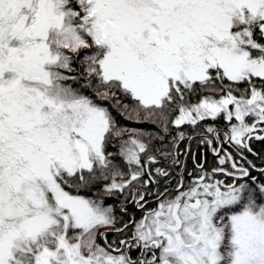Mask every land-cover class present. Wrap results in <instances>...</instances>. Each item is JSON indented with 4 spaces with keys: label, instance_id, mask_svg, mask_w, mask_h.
Returning <instances> with one entry per match:
<instances>
[{
    "label": "snow or ice",
    "instance_id": "snow-or-ice-1",
    "mask_svg": "<svg viewBox=\"0 0 264 264\" xmlns=\"http://www.w3.org/2000/svg\"><path fill=\"white\" fill-rule=\"evenodd\" d=\"M0 264H264V0H0Z\"/></svg>",
    "mask_w": 264,
    "mask_h": 264
},
{
    "label": "trees",
    "instance_id": "trees-1",
    "mask_svg": "<svg viewBox=\"0 0 264 264\" xmlns=\"http://www.w3.org/2000/svg\"><path fill=\"white\" fill-rule=\"evenodd\" d=\"M207 123H211L212 121H206ZM222 123V122H221ZM182 127H185V126H182ZM185 130H187V131H189V132H191V128L190 127H185ZM200 131V129H197V132H199ZM184 143H188V141H185ZM191 144H192V149H193V151H199V148L200 147H204V150H205V152L207 153V156H208V159H209V161H211V159H212V155H211V152H210V150L206 147V146H203V145H198V142H197V140L194 138L192 141H191ZM254 147L255 148H260L261 147V145L257 142V143H255L254 144ZM189 163H191V161H189ZM119 225H117V227H118Z\"/></svg>",
    "mask_w": 264,
    "mask_h": 264
}]
</instances>
